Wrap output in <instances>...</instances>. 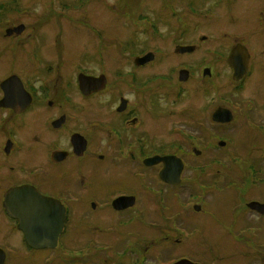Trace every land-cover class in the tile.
I'll list each match as a JSON object with an SVG mask.
<instances>
[{
	"label": "flooded vegetation",
	"instance_id": "1",
	"mask_svg": "<svg viewBox=\"0 0 264 264\" xmlns=\"http://www.w3.org/2000/svg\"><path fill=\"white\" fill-rule=\"evenodd\" d=\"M25 1L0 0V264H264V0H80V45L46 29L67 1Z\"/></svg>",
	"mask_w": 264,
	"mask_h": 264
},
{
	"label": "rangeland",
	"instance_id": "2",
	"mask_svg": "<svg viewBox=\"0 0 264 264\" xmlns=\"http://www.w3.org/2000/svg\"><path fill=\"white\" fill-rule=\"evenodd\" d=\"M24 0H22V2H23ZM47 0H37V2H35L36 4H35V6L37 7V5H38V9L40 10V11H42V5H45V2H46ZM65 1H67V2H70L71 1V3H69V6H70V8L69 9H74V10H76V5L78 4V3H80V0H65ZM99 1V4L100 5H102L103 4V0H98ZM31 3V0H27V1H25V3ZM196 5L197 6H201V5H203V1L202 0H196ZM150 6H152V5H148V6H146V7H143V8H145V10L148 12V13H152V11L150 10L151 9V7ZM133 9H135L136 8V6L135 5H132L131 6ZM130 7V8H131ZM141 7L142 6H139V12L140 13H142V9H141ZM47 8H49V6H47ZM52 7H50L49 8V10L51 9ZM69 9H67V8H63L62 6H57L54 10H52V12L50 13V15L49 16H45L48 20V22L51 24V25H48V26H50V28L48 27V26H46V29H48V30H52V32H53V34H57L58 33V31H63L64 30V33H63V37H61L60 39L63 41V43L65 44V42L67 41V36L69 35V36H71V40L73 41V43L75 44V45H78L79 43H78V38H76V36L78 35L77 34V32L81 29V28H84V26H80L77 22H76V15H77V12L76 11H68ZM49 10L47 11V12H49ZM45 11V10H44ZM44 11H42L41 12V14H43V12ZM59 12H64V13H69V14H71V15H73L74 16V19L73 20H71V19H67V17H64V19H62V21H61V19L60 18H58V13ZM220 12V11H219ZM100 13H101V11H100V8L99 7H97L96 5L94 6V9H93V11H92V13H90V15L92 14L94 17V20H93V22H96L97 20H100V18H99V16H100ZM115 15V17L113 18V16H112V14H109V18H108V20H110V21H115V23H114V25H115V29H116V33H118L117 32V30H123V34H124V36L125 35H127L128 33H129V30H139L141 27L138 25V23L139 22H136L135 21V17L134 16H132L131 14H130V21L129 22H127L126 20H124V19H119V18H121L118 14H114ZM37 15H34V16H31V15H22L21 17H15L14 19H16V20H13V21H15V22H18V21H22V22H25V23H28V22H30V23H34V22H38L37 21V17H36ZM96 20V21H95ZM10 22H12V21H10ZM99 23H102L101 21L99 22ZM35 24V23H34ZM62 24V25H61ZM81 24H84V21H82L81 22ZM7 25L6 24H4V25H2V26H0V30H2L4 27H6ZM3 31H4V29H3ZM52 34V33H51ZM85 34H87L86 32H85ZM68 44V43H67ZM80 45V44H79ZM117 67V66H116ZM264 138V134H262V132H259V133H256V143H262L261 142V140L260 139H263ZM244 144H246V142H244V141H241V140H239L236 144H235V148L236 149H238V150H242L243 149V147H244ZM240 152H242V151H240ZM246 152V151H245ZM250 154V153H249ZM248 154V155H249ZM252 157H253V155H254V157H260V155H262V148L261 147H259V148H257L256 150H254L252 153ZM257 163H258V160H257ZM257 167L259 168V169H261L262 171H263V173H261V172H259L258 173V171H257V169H256V172H257V174L255 175V177H254V180H255V182H254V184L256 185L255 186V189H254V192L256 193V194H258L259 195V197L261 198V199H264V180L263 179H261V177H264V160L261 158L260 159V161H259V163L257 164ZM239 168V171L238 170H236L234 173L235 174H237L238 176L237 177H239L240 179H242V176L243 175H245L246 173H248L247 171H246V169L245 168H240V167H238ZM219 171V167H216L214 170H212V173L214 174L213 175V177L214 176H217V172ZM211 173V174H212ZM220 173H223V172H220ZM205 177V176H204ZM221 177V176H220ZM247 178L245 177L244 178V180H246ZM248 183L250 184V183H252L251 182V179H250V176H249V178H248ZM248 187H249V185H247ZM221 192H222V194H221ZM220 193H218V192H212V194H213V197L214 198H220L221 199V201H218L217 200V204H221V203H225V205L226 206H236L237 205V200H238V198L240 197H236L235 199H233V200H229V197H231V196H234L235 195V189H233V188H231L230 190H225V191H221ZM252 192L253 191H251V188H250V190H249V195H252ZM226 196V198H224L223 196ZM223 197V198H222ZM215 205V204H214ZM220 232H222V231H220ZM260 237H264V233L263 234H261V236ZM210 240L209 239H205V241L203 242V244H206V243H208ZM260 241H262V240H260ZM243 247H242V249L243 250H246V251H248L249 253H251V249H250V246H246L244 243H243V245H242ZM198 254L199 255H201V253L200 252H198ZM262 256H264V251H261V252H259V257H262Z\"/></svg>",
	"mask_w": 264,
	"mask_h": 264
},
{
	"label": "water",
	"instance_id": "3",
	"mask_svg": "<svg viewBox=\"0 0 264 264\" xmlns=\"http://www.w3.org/2000/svg\"><path fill=\"white\" fill-rule=\"evenodd\" d=\"M23 28V26H20L19 28H17V29H22ZM251 205L252 206H256V205H258V206H264V204H262V203H259V202H254V203H251ZM263 212H264V209H261Z\"/></svg>",
	"mask_w": 264,
	"mask_h": 264
}]
</instances>
